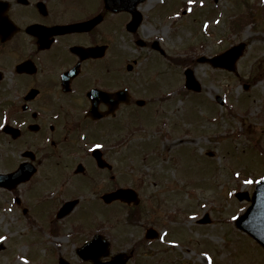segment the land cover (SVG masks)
<instances>
[{
  "label": "rangeland",
  "instance_id": "1",
  "mask_svg": "<svg viewBox=\"0 0 264 264\" xmlns=\"http://www.w3.org/2000/svg\"><path fill=\"white\" fill-rule=\"evenodd\" d=\"M160 5L155 14L165 13L153 21L158 28L153 36L161 35L168 56L157 58L147 49L142 64L159 92L149 110L129 116V142L113 154L121 180L142 187L138 231L131 227L134 235L127 236L142 243L141 264H264V248L236 226L250 202L235 194L252 193L264 176V0H162ZM119 39L128 57L138 53L126 33ZM242 40L248 48L238 61V75L198 62ZM187 67L194 68L201 93L179 90ZM218 95L226 98L223 106ZM52 172L44 173L35 188L32 202L39 204V214L34 218H22L13 202L8 207L0 188V243L5 246L0 264H59L60 255L72 264H92L81 262L76 246L91 234V226L105 222L104 210H96L102 205L90 195L69 217L51 220L58 189L87 188L56 168ZM127 207L122 208L124 222L131 217ZM206 213L210 223H198ZM151 225L161 235L148 244L145 229ZM127 263L139 264L137 258Z\"/></svg>",
  "mask_w": 264,
  "mask_h": 264
},
{
  "label": "flooded vegetation",
  "instance_id": "2",
  "mask_svg": "<svg viewBox=\"0 0 264 264\" xmlns=\"http://www.w3.org/2000/svg\"><path fill=\"white\" fill-rule=\"evenodd\" d=\"M126 1L129 7L117 10L107 0H0V173L25 166L29 175L14 187L0 188L7 206L17 204L22 218H27L39 214V204L33 202L44 173L54 175L56 168L83 181L86 191L58 189L55 195L57 201L63 197L62 205L78 201L70 212L90 195L102 205L96 210H104L105 222L91 226V234L77 244L76 254L80 256L79 247L99 234L105 239L92 250L101 254L99 261L119 257L128 264L137 258L141 264L142 243L138 236H127L129 231L134 235L131 227L137 230L135 204L127 207L131 219L124 222L121 213L126 203L115 198L108 202L104 196L114 197L122 187L134 188L140 196L138 181L128 184L119 177L113 154L129 142V116L139 109L149 110L159 92L149 68H142L145 51L161 59L168 52L161 35L153 36L158 29L153 21L165 13L162 9V15L155 14L162 0L157 4ZM125 33L138 52L134 57L120 49L119 38ZM186 89L185 84L179 88ZM98 148L109 166L98 165L93 155ZM57 201L51 207L53 214L62 206ZM140 207L136 206L138 211ZM120 230L125 231L122 236ZM160 234L148 244L160 239ZM61 259L70 262L67 256L57 260Z\"/></svg>",
  "mask_w": 264,
  "mask_h": 264
},
{
  "label": "water",
  "instance_id": "3",
  "mask_svg": "<svg viewBox=\"0 0 264 264\" xmlns=\"http://www.w3.org/2000/svg\"><path fill=\"white\" fill-rule=\"evenodd\" d=\"M129 1L124 0H116V7L117 9H124V7H129ZM246 48V44L243 42L239 45L233 46L229 50L222 52L220 55H216L211 58L201 57L199 61H209L214 66L217 67H227L230 70L236 68L235 64L236 61L242 56L243 51ZM186 79H187V86L191 89H195L200 91L201 85L200 82L195 78L193 70L190 68L186 71ZM98 163L104 164L103 159L100 157V153L98 154ZM19 176L13 175H5L0 174V185H14L18 183L20 180H25L29 175H26V171H19ZM24 173V174H23ZM238 198L250 200L251 196H249L246 192H239L237 193ZM113 198H121L125 199L128 202H131L133 199L135 201H139L136 192L131 189H122L121 191L117 192L114 197H110V195H106L105 199L107 201H111ZM76 201L69 202L62 210V213H59L60 216H64L68 213V211L74 207ZM209 220V219H208ZM205 218L203 221H208ZM236 225L239 229H242L244 232L253 236L254 239L261 245L264 246V179L260 180L256 186L254 191V195L252 197V202L250 207L242 214L236 221ZM100 243V244H99ZM95 244V245H94ZM102 245V239L100 237H96L91 243H87L86 245L82 246L79 249V254L84 256L85 258H89L94 260L95 264H124L120 259H114V261L109 262H100L99 257L100 255H95L92 250L97 246ZM61 264H68V262L63 261Z\"/></svg>",
  "mask_w": 264,
  "mask_h": 264
}]
</instances>
